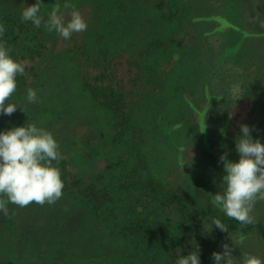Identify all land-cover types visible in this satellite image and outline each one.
I'll use <instances>...</instances> for the list:
<instances>
[{
	"label": "rangeland",
	"instance_id": "374dc122",
	"mask_svg": "<svg viewBox=\"0 0 264 264\" xmlns=\"http://www.w3.org/2000/svg\"><path fill=\"white\" fill-rule=\"evenodd\" d=\"M108 1L73 0L88 27L72 36L77 34L76 38L95 45H88L86 65L100 67L105 56L112 62H123L121 84L147 136L133 143L141 144L153 169L152 178L163 189L176 191L183 200L188 198L189 203L219 210L211 202L223 175L219 158L227 153L229 159H239L235 143L240 125L247 124L253 138L264 143V0H134L126 8L117 4L125 0ZM160 1L168 6L163 11L158 7ZM43 2L42 12L47 14L63 0ZM33 3L35 0H0V9L23 11ZM170 35L190 38L184 42V49L175 47L172 54L169 48L162 54L159 51L155 62L146 59L153 69L155 87L164 90L152 98L146 95L152 90L145 86L146 81L135 80L142 72L136 68L141 58H133V49L139 51L150 41L167 40ZM72 36L65 40L49 33L45 40L49 49L41 57L27 59L36 65L35 74L27 85H17L11 97L26 111L18 105L12 115H0V131L28 120L50 130L71 169L88 182L108 187L113 194L114 177L120 172L117 157L129 154L132 144L121 148L122 139H129L127 131L119 145L111 143L114 127L109 117L88 94L85 101L77 93L76 81L81 83L83 78L77 67L82 60ZM90 53H95L93 58ZM133 60L136 72L129 71ZM28 88L37 90L36 103L26 102ZM167 125L175 126L171 130ZM208 151L212 155H205ZM130 166L134 167L132 161ZM103 207L96 215V206L66 195L52 206L33 203L19 208L9 204V215L0 213V218L17 216L15 225L21 223L27 240L23 245L14 230L2 228L0 264H113L110 259L114 255L119 261L130 251L135 254L132 239L118 242L117 235L112 238L110 225L119 231L120 223L110 215L107 205ZM115 213L119 216L117 209ZM252 214L264 222V201H257ZM239 235L226 234L206 249L203 264L212 263V253L223 251V243L233 248L237 258L241 251L264 258V242L254 231Z\"/></svg>",
	"mask_w": 264,
	"mask_h": 264
},
{
	"label": "trees",
	"instance_id": "16d2710c",
	"mask_svg": "<svg viewBox=\"0 0 264 264\" xmlns=\"http://www.w3.org/2000/svg\"><path fill=\"white\" fill-rule=\"evenodd\" d=\"M133 1L126 2L125 0L117 2V4L119 7L126 8ZM111 2L113 1L109 0L108 4H111ZM158 7L160 11H163L168 6L165 1H160ZM21 13L22 11L7 7L0 9V24H3L6 29L0 40L10 49L11 56L24 64V74L18 75L16 79L17 85L25 86L36 70V65L30 64L28 58L41 57L49 49L45 41L49 38V32L43 26L35 28L31 22H23ZM44 14L46 15V13ZM76 37L77 34L72 36V42L79 56H81L82 61L77 68L81 70L78 73H82L83 78L81 83L76 81L75 89L77 93L79 91L83 95L85 101L88 94L90 99L102 110L101 112L110 118H108L110 126L114 127V133L110 139L111 143L119 145L121 137L127 131L129 139H125L126 137L124 140L122 139L121 148L126 147L131 142V156H129L130 153H122L123 155L117 157L119 158L118 167L120 172L114 177L113 181L116 188L114 189V193L117 194L116 197L108 187H99L96 183L88 182L78 175L71 169L66 157L61 155L62 159L58 163L53 161V164L59 167L61 171V177L65 184L63 195L73 200L87 201L96 206V209H93L96 215H98V210L107 205L110 215L117 218L120 223L119 231H116L112 224L110 225L112 238L117 235L120 239L118 242H126L129 239L134 241L135 254L130 251L127 254L128 257L124 255L127 258L121 257L119 261L114 255L110 261L113 264H175L177 257L187 255L194 249V245L199 246L200 259H207L206 249H209L226 234L233 233L243 236L254 231L258 239L264 242V222L262 219L254 216V223L241 225L238 221L226 217L219 210L189 203L187 202L189 201L188 198L185 197L186 201L183 200V196L181 197L176 191L170 192L169 189L165 190L158 185V180L152 178L151 170L153 169L148 166L146 154L141 150V144L138 146V144L133 143L136 142V139L140 141V137L146 139L147 136H145V126H143L141 120L134 116V108L127 100L125 87L121 84L125 77L121 73V69L124 67L123 62L121 64L116 61L112 62L111 58L105 56L100 67L96 64L93 67L87 66L85 61H87L88 52L86 50L87 48L88 51L90 49L88 45H95L91 44L90 41L86 42L84 39ZM189 38L190 35L185 37L170 35L167 40L158 38L150 41L142 46L139 51L133 49L135 51L133 58H141V62L136 64V68L142 72L139 75L135 73V76L138 75L135 80L143 78L146 81L145 86L148 85L147 88L152 89L151 92L146 94L147 96L159 97L164 90L163 88L158 90L155 87V80L152 79L153 69L145 63L146 59L151 58L155 62L158 59L159 51L162 54L168 48L172 54V49L184 46V42L188 41ZM182 48L184 49V47ZM90 54V58H93L95 53ZM82 55H84L85 60ZM71 57L74 58V55L71 54ZM134 62L136 61L133 60L129 63L130 72L135 71ZM143 71H145L144 75ZM117 76L120 77L117 78ZM73 86L71 89H73ZM71 93L73 94L74 90ZM86 103L88 102L83 103V105H87ZM137 124H139V128L136 127ZM167 126L172 130L175 125ZM167 126L163 129L167 130ZM101 134L105 136L103 130ZM182 148H184V145H182ZM205 155H212V153L208 151ZM131 161L134 167L130 166ZM180 162L185 165V162ZM145 173L148 175L146 176ZM191 206L196 208L192 209ZM115 209L118 210L119 216L115 213ZM217 218L221 219L225 227L228 228L227 230L222 231L214 226L212 221ZM16 222H18L17 216L14 219L0 218V235L2 228L12 229L14 235L19 240L21 238L23 242L26 239V234L23 232L24 228L21 223L16 226ZM29 229L33 233L32 228L29 227ZM18 230H22V232L19 233ZM136 238L140 241L135 240ZM204 261L201 260V264Z\"/></svg>",
	"mask_w": 264,
	"mask_h": 264
},
{
	"label": "clouds",
	"instance_id": "9594fccd",
	"mask_svg": "<svg viewBox=\"0 0 264 264\" xmlns=\"http://www.w3.org/2000/svg\"><path fill=\"white\" fill-rule=\"evenodd\" d=\"M43 5V0H35L25 7L22 21L31 22L35 28L43 26L47 32H54L65 40L73 33L87 30L88 23L73 0L57 3L46 15L42 12ZM5 30L0 24V37ZM24 72V64L13 58L10 49L0 40V115H12L18 105L26 111L23 104L11 101L17 89L16 77ZM25 100L28 104L36 103L37 90L28 88ZM235 148L238 160L229 159L227 153L219 158L223 175L220 190L212 194L211 202L226 217L248 225L255 222L252 213L257 201H264V143L253 138L247 124H241ZM60 159L54 134L30 120L0 131V213L9 215V204L19 208L33 203L52 206L60 200L65 184L59 167L53 164ZM212 223L222 231L228 229L219 218ZM222 249L212 253V264H264V258L248 252L241 251L237 258L228 243H223ZM175 264H201L199 246L194 245L187 255L178 256Z\"/></svg>",
	"mask_w": 264,
	"mask_h": 264
}]
</instances>
